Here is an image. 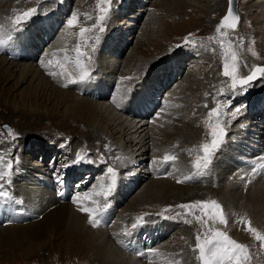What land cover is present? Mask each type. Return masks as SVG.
Returning <instances> with one entry per match:
<instances>
[{"label":"rangeland","instance_id":"rangeland-1","mask_svg":"<svg viewBox=\"0 0 264 264\" xmlns=\"http://www.w3.org/2000/svg\"><path fill=\"white\" fill-rule=\"evenodd\" d=\"M181 1L182 2L180 4H183L182 6H178L177 2L163 3L161 5V0H113L109 17L105 21L106 31L100 33L98 29H94L93 31L87 34V36L99 35L100 37L99 41L94 43L95 51H92L91 46L87 48H82L83 51L88 52L89 55H91L92 57L91 62L89 63L88 60L87 62L89 70H94L93 73L98 71L97 65L94 64L96 63L95 61H97L96 59L98 58L96 55L100 54L99 62H97L98 64L103 61L102 66H99V69L102 72L95 73L93 76H95L96 79L97 77L101 78L103 74L107 76V78L105 79L102 78L101 82H103V86L107 88L108 94L105 98H103L104 100L100 99L102 100L100 101L99 99H96L95 101H105L106 103H108L109 101H111L112 95H114L115 97V89L116 91H120L118 90V86H120L119 84L125 81V84H130V86L131 84H133V88L131 87L129 89L130 91L128 90L126 93L120 91L121 96L122 94H126L125 102L129 103L131 96L133 95V90L139 89L140 87H138L137 84L139 82H143L146 77L148 82L147 84L143 82L141 88L146 90L147 85L152 84L153 88L157 92H160H158L157 94L152 92V94L156 98L152 99L155 100V108H152V104H147V106L144 108L145 110L147 109L149 111L150 116L148 115V113L139 114V116L145 115V119L148 121L150 119L160 120L163 117V115L160 116V111L162 110L161 108H163L162 104L165 100H167V98H169L172 103H179L181 100L183 101L185 105H183V108L185 109V111L182 115L185 121H191L192 119L202 117V115L203 118L207 121L208 111L211 110V107L214 103H217L219 101L220 103L222 102V119L226 116L228 112L234 111L235 108H241V112L235 118H239V120L235 122L234 126L229 132L227 131V136L225 137L223 144L213 155V157L216 156V154H221L222 151L223 154L230 152L229 148L232 141L231 137L234 136V133L232 132L235 131L236 126L240 125V120L242 119L241 116L243 117L245 115H249L252 120H255L254 122L256 123L258 121V126L257 124L250 125V122L248 123V125L242 123V127L240 126L242 131H246V140H244V142L246 141L247 143H249L248 146L254 148V146L257 145V141H259L258 137L260 136V132L256 133V131L264 132V113L258 110H252V107L259 105L261 102L264 103V77H259L257 80L253 81L250 85L246 87V90L238 89L235 92L230 91V80L220 75L221 71H223L224 57H222L223 49L220 46L219 37L215 31L222 17L227 14L228 5L226 6V11L224 12V15H222V17L219 18L218 16H215V18H210V13L208 14L207 11L209 7L214 5L217 0ZM225 2L226 0H221L220 6L222 7L223 3ZM221 7H219L218 9H220ZM29 8H37V14L30 20H28L26 23H24L20 27V30H24L26 28H29L30 26L32 27L37 21L45 17H52L53 14H55V18L52 21L57 22V24H54V34L52 33L51 36L50 29L45 27L46 25H43V27L41 26V29L37 28L32 33L34 40L29 44L32 46L34 43L37 48L34 50L29 49L30 51L27 52V54L33 52L32 56L35 58H33V60L23 58L19 59L18 61H15L18 62V64L20 65H27L30 63H32L33 65L39 64V61H41L46 56V50L51 48L52 44L60 36L62 38L64 37L63 39L67 41L66 45L63 46L64 48L62 47V49H64L65 51H60L61 49H51V51L48 53L49 57L53 59V56H51V54L54 51L56 53L57 58L58 53L59 56L63 53V55H67L68 57H71V55L73 54L74 58L76 56L74 54V48L79 40V37L75 34L79 32V27L81 25H78L77 27H74L72 29H68L66 26L67 20L72 16L73 13H76L78 14L79 19L83 24L85 22L86 15H88L92 17V20H88L86 21V23L87 25H91L95 21L96 17L100 14L99 10L97 9V0H0V25H4V27H10V31H12V19H14L17 15H22L23 12L27 11ZM201 11L204 12V14ZM42 12L45 13L41 15ZM236 13L240 18L239 24L235 31L228 30V35L225 39L231 40L233 50L238 53V75L246 76L252 71L254 67H264V0H236ZM38 14H40V16H38ZM147 28H151V33L147 36L148 38L146 39L142 37V44L136 45L137 41L140 42L139 37L142 35V31L145 32ZM46 29L47 33L46 31L43 32ZM14 32L15 34H18L17 32L19 31H13V33ZM69 33H72V35H69ZM112 33H114V35ZM110 35H113V38ZM43 36L45 38L42 42H40L38 37ZM108 36H110L112 42L115 44H113L110 52L106 53L102 50L106 49L107 43L104 41L107 39L106 37ZM189 36L191 40L196 42V46L193 47L191 45H185V38ZM209 37H217V39L210 41ZM15 42L18 43L19 41H16L15 39ZM7 44L8 41H6V44L3 45ZM89 45H93V41L90 40ZM253 52L256 53L255 56L252 55ZM203 55H205L207 58H210L211 60L213 59L212 61L214 62V64H216V67L218 68L216 78L218 82L212 84L211 86L207 85L208 81L204 77V73L206 72V70L211 69L213 65H208V62L206 60H203ZM219 55L221 56L219 57ZM0 56V58L2 59H7V61L4 63H1L0 60V76L2 75V73L12 74V72L15 71L12 77H7V80L3 84H0V155L5 157V161H7L8 159H12L13 164L16 162L17 159L19 160V163L17 164L18 166L15 167L14 164L13 168V176L11 178L13 181V185L7 187L8 191L10 192V195L14 199L12 201L16 202V198L19 201L20 198L21 202H17V204L13 203L12 206L14 208L16 207V211H26V215L31 213V216H33L29 206H24L28 201L26 195L24 196V192L25 190H27V188L25 187V185L19 183L20 180L16 181V177H18L19 175H21L19 176V178L22 177L23 172L28 170L26 176H29L30 179H32L34 182H38L39 179L44 178L51 179V182L54 184H52L53 187L50 191L55 193L53 189L57 187V178L63 177L60 172L67 173L68 169L72 165L71 148L79 150V146L86 148L83 156H85L88 160H91L92 162H80L77 164H81L85 167H91L96 172L94 173V175H92L89 171L88 173L86 171H78V175L76 177L72 176V179H70V183L66 186L67 189L69 188L67 192V197L65 200H63L64 202H62L65 204H72L73 199L78 195L82 196L84 193H92L94 190H98L99 185L101 184L99 180V175L101 173L100 165L102 171L105 168L104 163L109 164V162H107L109 160H105V155L102 156L103 153L111 152L109 151L111 149H109L110 144L108 143V141L112 144L110 148H116V146H114L115 140L119 138H121V141L126 140V131H123L122 129V131L119 132V129L118 127H116V125L112 126V123H108L103 117L100 118V115H98L97 120L100 121V123H103V128L106 129V131L108 132V135H105L108 140L104 139L105 141H107L108 144L103 143V135H101L102 139L100 138L102 140V143H100V145L97 141L89 142V138L86 137L87 130L83 127L87 126V123L79 120V122L82 123V127L81 129H78V127L81 126L80 123H76L78 120H71V114H65V109L70 105L71 97L65 102H60L57 104L60 91L54 92L53 90L48 89V87L46 88L43 96V98L47 99L46 102H44L42 106L31 105L33 109L29 111L28 106L30 102H28L27 99L21 100L23 95L22 91L28 92L27 90H25L26 88H28V83H18L17 85H15L14 77H16V68H13V66L10 65L12 59H10L8 54L4 53V50H2ZM56 57L55 59H57ZM171 57L172 59H179L177 60V68L179 67L180 69H177L176 72H181L180 75L178 73L177 77H175V68H169V71L166 73L164 71L166 69V66L168 65L167 61L169 58L171 59ZM73 58L71 57V59ZM69 64L67 65V67L72 69V66H69ZM107 64L114 66V69L116 70L114 71L115 73L113 71H111L112 73H110L108 69L105 70V68L108 66ZM71 74L73 73L71 72ZM187 75H189V77H186ZM73 77H75L74 74ZM124 77H131L132 79H122ZM172 77H174L176 81L174 80V82L167 84L166 79L169 80ZM61 80L63 81V78L59 81ZM183 80L185 81L183 82ZM46 82L51 85L53 84L52 86L59 90L60 86H58V83H56V81H54L53 79H49V81L46 80ZM65 82L59 85H64ZM180 82L183 87L185 86V89H175V91H173L170 95H167L168 92L170 93ZM35 85L36 82L33 83V85L31 84L29 90H38L40 86L35 88ZM156 85L160 86L157 87ZM71 86L73 87L74 85L69 84L65 88L62 87V89L66 90V93L69 92L73 95H76V92L68 91V89H70L69 87ZM86 87L90 88L91 86H85L83 87V89ZM222 88L224 89V92L221 94L220 89ZM93 89L97 91V89ZM93 89L90 90L93 91ZM147 92H149V90ZM227 93L228 96H225ZM82 97L85 96L83 95ZM139 97V95L134 94V102L137 101ZM37 100L40 101L43 99L38 98ZM9 101H15V104L12 107H9ZM205 104L207 105V107L204 106ZM174 106V109H176L177 105ZM198 107L203 108L204 114H202L201 112V115H197L195 110H197L196 108ZM149 108H152L151 111L149 110ZM119 111L124 110L120 109ZM119 111L117 110V112L121 114V112ZM134 112L136 111L128 110L127 113L124 111L121 114L122 120L125 118L127 120L135 121V118L138 117L133 115ZM21 113L35 114L37 116L44 117L50 121L49 123H45L43 125L40 122L38 125L37 122H35V118L30 119L29 122L27 121V125H29V123L30 125L36 124V128L30 131L31 134L25 136V140H27L26 142L28 147H31L32 143L38 145H35L34 147H38V149L40 148L39 151L36 149L33 153H30L29 151V153H27L26 148L23 149L22 152L20 151V148L22 147L21 145H24L23 143H25V140L21 138L22 135L19 133L25 120L23 119L22 121V119L19 118L18 115ZM229 116L231 117V115ZM32 121L35 123H33ZM222 121L225 122L226 120L224 119ZM205 122L198 120L195 128H193V131L197 128L199 132H201V128L199 127L202 125V128L204 129L202 130L204 131V133L207 134V142H209L211 137L208 134L209 129L208 127H206L208 124ZM161 124L162 126L164 125V128H161L162 130H164L166 136L161 138L160 140H157L156 149L158 148V146L162 145L163 140L164 142H172L174 140L176 132L173 129L174 125H170L168 119L165 118L164 120H162ZM2 125L9 126V128L11 129V135H9V131L6 132L5 130L1 129ZM190 136L193 135L191 134ZM127 145L129 144L127 143ZM257 146L262 147V144L259 143V145ZM43 147H45L47 151L43 150ZM54 148L56 149L54 150ZM153 148H150L151 152H153ZM199 151L200 150H198V154L202 155V152ZM127 152H129V149ZM234 152L237 153V151L235 150ZM124 153L125 152H123V154ZM141 153L142 155L145 154L144 151H139L137 154V159L140 158L138 155H140ZM19 154L21 155L22 159H20ZM115 154L116 156H109V158L113 159L111 161L113 164H115L114 162L121 161L120 154H117V152H115ZM189 155V151H187L186 157H189ZM162 156L160 158L157 157L156 160L159 161ZM181 157L184 156L181 155ZM44 162H46L47 165L49 164L48 167L51 166V175L47 174L48 170H45L47 166L46 164H44ZM97 163H99L100 165ZM172 163L173 162L162 163L161 168H167L168 165H171L170 168H173ZM66 165L67 167H65ZM136 165L133 168L131 164H128L126 162L123 168H116L120 170L118 181L119 184L116 192L111 197H109V199L112 201L113 207H111L112 209L109 211V218L106 220V223L103 226L101 225L95 228L90 226L88 221H85L84 230L88 229L95 233L103 232L107 236L106 231L108 229L116 227V229L121 228L119 230L123 232V235H118H120V237H123L124 233L129 232V230L132 229L131 226L137 222L136 218L147 213L149 215L145 216V222L135 228V233H137L138 231L141 233V229L145 228V226L148 224V222H150V220H158V222L156 223L172 225L174 228L172 227L173 229H171L168 234H165L164 236L160 237L159 241L156 244L150 245V250H158L160 248H164L165 250H168L169 253H171L170 255L168 254L169 258H174V256H176H173V253H179V260L176 261V264H188V259L192 260L194 256L198 255V252L193 251V248L196 242V234H199L196 232L199 226H197V228L190 227L189 224L184 223V217L182 216L177 215V219L180 220V222L172 219V216L169 215H164L168 217L167 219H165L161 215H157L158 212H155L154 210L159 209V205H157L158 201H156V205L135 209V201L142 196L141 191L145 186L150 183L151 177H148L149 179L141 181L140 184L135 186L136 179L139 181L143 176H149L148 173L150 169L155 168L154 163H150L149 160L144 163V168H142L143 165L137 167ZM209 167L211 168V163L206 168L207 171L211 170L209 169ZM216 167L218 168V165ZM18 168L21 170V174ZM133 169H135V171H133ZM41 170L44 171L45 174H43ZM59 170L60 172H57ZM33 172L39 174V176H43L44 178H39V176L32 175ZM235 175L236 174L233 173L231 176H229V178H227V175L226 179L223 180V183L221 182L220 185L215 186V189H218L224 183L226 186L234 185V182L238 181V178H240L238 176L234 178ZM133 179L134 181H132ZM153 179L161 180V178L157 177V175L154 176ZM53 181H55L56 183ZM44 182H47V180H44ZM81 182H83L81 187L76 185L77 183L79 184ZM29 183L31 182L29 181ZM62 183H64V181H62ZM176 184L178 183H175V187H177L176 191L170 195L176 196L178 192H180L179 187L181 186H178ZM32 185L34 187H37V183H33ZM186 185L190 187V183L184 182V187H186ZM214 185H216V183H214ZM26 186L28 185L26 184ZM125 189L130 190L128 191L129 194L126 195V197H123L122 194ZM242 191H244L243 196L245 197L246 190L243 189ZM14 194H17V197H15ZM156 194L157 198H159V195H162L160 193ZM244 199H242L237 205H235V207L233 208L234 212H228L225 207L221 205L224 209V212H227L226 216L228 217V223L227 225H220V228L222 231L227 232L231 238L248 246V248L250 249V260L248 264H264V248L260 247V242L256 241L254 236L251 233L247 232L245 230L244 224L241 223V218L245 220L249 219V221H251V226L256 228L261 234H264V210L261 214L259 212L258 215H252L249 211V208L241 206L243 203H245ZM95 200H98L101 206L105 202L103 196H96ZM195 200L201 201L197 198L184 197L183 202L193 203L195 202ZM19 203L22 206H18ZM89 204L93 206L91 203ZM2 207L6 208L7 212L5 214L0 213V216L2 217V219H0V228L7 229L11 225L24 226L26 224L23 222H16L14 214H11L12 208L10 207V205H8L7 203H3ZM18 213L16 215L20 216L21 214ZM188 215V220H195V218L191 214ZM195 215H200V212L197 210ZM6 216H10V219H6ZM33 217L34 221H39V218H36V215H34ZM233 218L234 222L232 221ZM30 221L31 220L26 222ZM182 230L184 232H182ZM13 234L14 233L11 231L10 235L7 238L9 240L7 246H3L0 244V264H98L96 263V254L100 250V247L98 246V241L95 240L96 237L94 238L95 234L88 235L83 232V235L85 234V236L87 237L82 240L81 243L75 244L74 246L69 244L70 246L68 248L60 246V242L54 240L53 238L43 240V242L47 241L46 245L45 243L44 245L38 244V241L36 242V240L34 241V239H30L29 237H21V239L26 240H20L21 242H17V237ZM26 234L27 233H24V235ZM186 234H188V236ZM145 235L146 234H144L141 238L142 240H145ZM13 236L14 238H12ZM127 238H130V240H132V237L130 236H127ZM179 238L181 242L178 241ZM185 238L186 241H189V243H182ZM201 238H203L202 234ZM87 243H89V245ZM64 245H68V243L65 242ZM141 249H144L143 245L141 246ZM133 250L134 249L129 250L125 248L124 253H127L130 257H137L138 254L135 253L136 251L132 252ZM188 250H191L192 252L190 257H188ZM147 252V250H144V255H146ZM160 253H162V251H160ZM141 260L146 261V259ZM150 261L147 260V263Z\"/></svg>","mask_w":264,"mask_h":264},{"label":"bare ground","instance_id":"bare-ground-1","mask_svg":"<svg viewBox=\"0 0 264 264\" xmlns=\"http://www.w3.org/2000/svg\"><path fill=\"white\" fill-rule=\"evenodd\" d=\"M161 2H162L161 5L163 3H170V2L171 3L177 2L178 6L183 5V4H180L182 2L181 0H161ZM227 2H228V0H226V2L223 3V6L221 7L220 6L221 0H217L214 3V5L209 7V9L207 11L208 14L210 13L209 17L210 18H212V17L215 18V16L216 17L218 16L219 18L222 17V15H224V12L226 11ZM224 4H226V5H224ZM219 7H221V8L218 9ZM223 7H224V9H223ZM44 13L45 12H42L41 15H43ZM202 13L204 14V12H202ZM54 15L55 14H53L52 17L49 16L48 18H46V17L42 18L41 20L37 21L35 23V25H33L32 27L30 26L29 28H26L24 30H19V32H17L18 34H15V32L13 33V31H10V27L6 26V27H4L5 30L2 34V36H0V38L4 39V41H5L4 44H6V41H8L7 45L0 46V53L2 52V50H4V53L8 54L10 59H12V62L10 65H12L13 68L14 67L16 68V77H14L15 78V85H17L18 83L19 84L28 83V85H27L28 88L25 89L28 92L22 91L23 95H22L21 100L27 99L28 102H30L29 106H28L29 111H31L33 109V107L31 105L42 106V104L44 102H46L47 99L43 98V96H44V92H45L46 88L48 87V89H51L54 92L60 91L59 96H58L59 99L57 100V104L60 102H65L66 100H68L71 97L70 105L65 109V114H67V113L71 114V116H70L71 120L72 119L78 120L77 122L75 121L76 123L81 124V126L78 127V129H81V127H82V123L79 122V120L87 123V126H83V127L88 132V133L86 132V134H87L86 137L89 138V142L97 141V142H99V145H100V143H102L101 135H103V143H107V141H105L104 139H107L105 137V135H108V132L106 131V129L103 128V123H100V121L97 120L98 115H100V118L103 117L108 123H112V126L116 125V127H118V129H119V132H121L123 129V131H126V133H125V136L127 137L126 140L121 141V138L116 139L114 142V146H116V148L115 147L110 148V146L112 144L108 141V143L110 144L109 149H111L109 151H111V152H107V153L102 154V156L105 155L104 156L105 160H109L107 162H109V164H111L115 168H119V167L123 168L125 166L126 162L128 164H131L133 168L135 167L136 164H137L136 167L143 165L142 168H144L145 167L144 163L147 160H149L150 163H152L153 159H156L157 157L160 158L162 155L164 157V155L166 153L171 152L172 155H175L176 160L172 163L173 168H170V170H167V168H161L162 163H160V165H158L157 167L150 169V171L148 173L149 176H143L142 177L143 180L141 178L139 181L136 179L135 186L140 184L141 181L149 179L148 177H151L150 183L147 186H145L143 188V190L141 191L142 196L135 201L136 202L135 209L156 205L155 203H156V201H158L157 205H159V209L154 210L155 212L161 213V212H163V210L165 208L170 207L172 209V211L166 212V213H164V215L172 216V219H174L176 221H180L177 219V215L184 217V220H188V216H189L188 214L187 215L185 214L184 210L176 207L177 205H180V204H188L187 202H183L184 197L197 198L198 200H201V201L215 200L218 203H220V205H223L228 212L229 211L234 212L233 208L235 207V205H237L239 203V201H241L242 199L245 198L244 199L245 203H243L241 206H244L245 208H249V211L251 212L252 215L253 214L258 215L259 212H260V214L262 213V211L264 210V169L258 168V170L255 174H253L251 170L256 165L264 164V132L256 131V133L260 132V136L258 137L259 141H257L258 142L257 145H259V143H260V144H262V147L256 145V146H254V148H251V146H248L249 143H247L246 141L244 142V140H246V134H245L246 131H242L240 128L242 123H245L246 125H248L249 122H250V125L251 124H257V126H258L257 120H256L257 121V123H256V122H254L255 120H252L249 115H245L243 117L241 116L242 119L240 120V125L236 126L235 131L232 132V133H234V136L231 137L232 141H231V145L229 148L230 152L223 154V151H222L221 154H216V156H214L213 159L211 160V168L209 167V169H211V170H209V171H207V169L203 170V172H206L208 176L203 175L202 177H200L199 175L194 173L196 171V169L193 167V161H195V159L197 158L198 150H200L199 146L201 144L207 142V134L204 133V131H203L204 129L202 128V125L199 127V128H201V132H199V130L197 128L193 131V128H195L198 120L204 121V122L206 120L203 118V115H202V117L192 119L191 121H185V119L182 115L185 111V109L183 108V105H184L183 101L181 100L179 103H172V101L169 100V98H167V100H165L162 104L163 108H161L162 110L160 111V116L163 115V117L160 120H151L150 119L148 121L145 119L146 118L145 115L139 116V114H147V113L149 115V111L147 109L145 110L144 108L147 106V104H152V108H153L155 106V100H152V99L153 98L156 99V98L154 97L152 92H154L156 94L158 92H160V91L157 92L153 88L152 84H148L146 87V90L141 88L143 82L145 84H147V82H148L146 77H145V80L143 82H139L137 84L138 87H140V88L133 90V95L131 96L129 103L122 101V106L117 107L116 104L113 103L114 95H112L111 101H109V102L107 101L108 103H106L105 101H103V102H96L95 101L96 99L104 100L103 98H105L108 94L107 88L105 86H103V82H101L102 78L103 79L107 78V76L104 74L101 78L97 77V79H96V77H95L96 83L92 84V86L90 88L86 87L83 89L82 86H80V87L79 86L69 87L70 89H68V91L76 92V95H73L69 92L66 93L67 91L62 89V87H64V86L59 85V84L65 82L64 77L58 76L56 79H53V77L48 75V70L43 68L40 63L37 65H33L32 63L27 64V65H20V64H18V62H15V61H18L19 59H23V58H26L29 60H33V58H35L32 56L33 52L27 54V52L30 51L29 49L34 50L37 48L36 45H34V43L32 46L29 44L30 42H32L34 40L32 33L37 28L41 29L40 28L41 26L43 27V25H46L45 27L50 29V36H51L53 31H54L53 26L55 23L57 24V22L52 21L55 18ZM38 16H40V14H38ZM40 31H42V30H40ZM45 31L47 33V29L44 30L43 32H45ZM142 32H143L142 35L139 37L140 42L137 41L136 45L142 44V42H143V40L141 39L142 37H144L146 39L148 38L147 36L151 33V28H147L145 32L144 31H142ZM9 33H11V38H9ZM114 33H112V34L114 35ZM113 35L112 36L110 35V36L113 38ZM44 36H45V34H44ZM44 36L38 37L40 42H42L44 40V38H45ZM110 36L106 37L107 39L104 41L107 44H106V49L102 50L103 52L109 53L110 50L112 49L113 44H115L112 42ZM65 37H67V36H65ZM63 38L60 36L52 44L51 48L46 50L47 51L45 54L46 56L42 60L47 61V60L51 59L48 55V53L51 51V49H54V50L62 49V47L64 45H66L67 41L64 40ZM15 39H16V41H19V42L16 43ZM246 41H248V40H246ZM138 50H139V48H138ZM52 53H54V51ZM57 55H58V58L57 57L56 58L60 59L61 61L63 60V57L65 56V55H63V53L60 54V56H59V53ZM237 55H238V53H237ZM96 56L98 58L97 57H96L97 59L95 58L97 61H95L96 63H94V64L97 65L98 71H96L95 73H100L102 71L99 69V66H102L103 61L100 62V64H98L97 62H99L100 54H98ZM220 56L221 55H219V57ZM71 57L73 58V55H71ZM202 58H203V60H206L208 62V65H213V67L211 69L206 70V72L204 73V77L208 81L207 85L211 86L212 84L218 82L216 80L218 68L216 67V64H214V62L212 61L213 59L211 60L210 58H207L205 55H203ZM0 60H1V63H4L7 61V59H5V58L4 59L0 58ZM177 60H179V59L178 58L172 59V57H171V59L170 58L168 59V61H167L168 65L166 66V69L164 70L165 73L169 71V68L170 69L175 68V77L178 76V73L180 75L181 71L176 72L177 69H180L179 67L177 68V64H178ZM70 65L72 66V69L75 70L74 64L70 63L69 66ZM107 65L108 66L105 68V70L108 69L110 73H112L111 71H113V72L116 71L114 69L113 65H109V64H107ZM72 69L67 67V71L70 73L72 72ZM50 70L56 71V72L60 71V69L56 66L51 67ZM14 72L15 71H13L12 74L11 73H6V74L2 73V75L0 76V84H3L7 80V77L8 78L12 77L14 75ZM95 73H93V75ZM76 74H77V72H75V74H74L75 77H76ZM220 75H222V71H221ZM186 77H189V75H187ZM62 78H63V81L62 80L59 81ZM49 79L50 80L53 79L54 81H56V83H58V86H60L61 88L59 87V90H58L54 86H52L53 84L52 85L48 84L46 82V80L49 81ZM174 80H175L174 77L170 78L169 80L166 79L167 84L174 82ZM57 81H59V82H57ZM149 81H151V80H149ZM184 81L185 80H183V82ZM35 82H36L35 88L40 86L39 89L38 90L35 89L34 91H32V89L29 90L30 85L31 84L33 85V83H35ZM183 82H182V84H183ZM51 83H53V82H51ZM125 83L126 82L123 81L121 84H119L120 86H118L119 87L118 90L122 91L123 93H126L131 87L133 88V86H132L133 84H131V86H130V84H125ZM156 86L158 87L160 85H156ZM176 87H179V88H176ZM176 87L170 93L168 92L167 95H170L173 91H175V89H179V90H181L182 88L185 89V86L183 87V85H181V82ZM93 88L97 89V91H95ZM90 89H93V91H91ZM148 90H149V92H147ZM120 91H116V89L114 91V92H116L115 98L118 102L121 101ZM228 93L225 96H228ZM81 94H82V96L84 95L86 98L82 97ZM134 94L140 96L137 99V101H135V102H134ZM38 98L39 99L42 98L43 100L38 101L37 100ZM102 100H100V101H102ZM223 102H226V101H223ZM14 104H15V101H12V102L9 101L8 102L9 107L10 106L12 107ZM216 104L217 103H214L213 106L211 107V109L215 108ZM174 105H177L176 109H174V107H175ZM227 105H229V104H227ZM152 108H149V110L151 111ZM200 108L201 107H198V108H196L197 110H195L197 115H201L200 114L201 112H202V114H204L203 108H201V109ZM120 109H123L126 113L128 112V110L129 111L130 110L136 111V112H134L133 115L138 117V118H135L137 121L136 120L131 121V120H127L125 118L122 120L121 114L124 111H119ZM117 110L119 112H121V114H119L117 112ZM252 110H258V111H261L262 113H264V103L261 102L259 105L253 106ZM209 111H211V110H209ZM229 115H230V112H228L226 114V116L224 115L225 117H223V119L221 118V120H224V119L226 120L224 122V125H223L224 127L226 125V128H225L226 132L227 131L229 132L231 130V128L234 126L235 122L237 120H239V118L232 119V117H230ZM18 116H19V118L22 119V121H23V119H25L24 124L21 127V130L19 131V133L22 135L21 138L24 140L26 139L25 136H27L28 134H31L30 131H32L33 129L36 128L35 127L36 124L30 125V123H29V125H27V123L29 122L30 119L35 118V120H36L35 122H37L38 125H39V122L42 125L50 122L49 120H47L44 117L37 116V115L31 114V113H28V114L21 113ZM165 118L168 119V122L170 123V125H174L173 129L176 131L175 136H174V140L172 142H164V140H163L162 145L158 146V148L156 149L157 140H160L161 138L166 136L164 130H162V128H164L163 127L164 125L162 126V124H161L162 120H164ZM35 122H33V123H35ZM206 127H208V125ZM252 130H254V129H252ZM5 131L7 132V130H5ZM97 131H99V132H97ZM68 134H70V133H68ZM191 134L193 136H190ZM26 141L27 140H25V143H23L24 145L20 144L22 146L20 148L21 152L25 148H26L27 153H29V152L33 153V152H35L36 149L39 151L40 148L38 149V147H34L36 144L32 143L31 147H28ZM261 142H263V143H261ZM127 143L129 145H127ZM36 146H38V145H36ZM137 147H139V148H137ZM153 147H155V148H153ZM56 148H54V150ZM82 148L83 147H80V146H79V150L71 148V150H72V160H71L72 165L68 169L67 173L66 172L60 173L61 175H62V173L64 174V177H62V179H64L63 180L64 183H62V185H63L62 187H64V185L67 186L70 183V179H72V176L76 177L78 175L77 174L78 171L79 172H82V171L88 172L89 171V172H91L92 175H94V173L96 172L91 167H87V166L85 167V166H82L81 164L73 163V161H75L77 159L78 155H84L86 148H83V150H82ZM98 148H99V146H98ZM119 148H121V149H119ZM150 148H153L152 149L153 152H151ZM128 149H129V152H127ZM43 150L47 151V149L45 147H43ZM234 150L237 151V153H235ZM103 151H105V150H103ZM139 151H144L145 154L142 155V153H141L140 155H142V156L138 155L140 158L137 159V154ZM187 151H189V154H190L189 157H186ZM115 152H117V154H120V160L121 161L114 162L115 164H113L111 162L113 159L109 158V156H111V157L116 156ZM123 152H125V153L123 154ZM152 153H154V154H152ZM150 155H152V156H150ZM181 155L184 157H181ZM198 156H199V154H198ZM19 157H20V159H22L20 154H19ZM163 157H162V159H163ZM162 159H160V161H162ZM14 164H15V167L18 166L16 162ZM44 164H46V166H47V168L45 169V170H48L47 174L51 175V172H50L51 166L48 167L49 164L47 165L46 162H44ZM120 165H123V166H120ZM217 165H218V168L216 167ZM215 170H218V171H215ZM19 171L21 174L20 169H19ZM133 171H135V169H133ZM157 171L160 174L161 173L167 174V177H165V178L159 177V178H161V180H157L158 178L153 179L154 176L159 175V173H157ZM41 172H43V174H45L44 171L41 170ZM27 173H28V170L23 172L22 177L19 178V176H21V175L16 177V181L20 180L19 183L22 185H25V187L27 188V190H25V192H24V196L26 195L28 201L24 206L25 207L29 206L33 216L36 215V218L38 217L39 221H34V217L31 216V213L26 215V213H27L26 211H24L22 213H18V211H16V207L14 208L12 206L13 203H15V202L12 200L8 201L7 204L10 205V207L12 208L11 214H14L16 222L17 223L23 222L26 224L24 226L11 225L10 227L8 226L9 228H7V229L0 228V244L1 245L7 246V243L9 242V240L7 238L10 235L11 231L14 233L13 235H15L17 237V239H16L17 242H19L20 240L21 241L26 240V239H21V237H23V238L29 237L30 239H34V241L36 240V242L38 241L37 242L38 244L44 245V243H45V245H46L47 241L43 242V240L53 238L54 240L60 242V244H59L60 246H64L66 248H68L70 246L69 244L74 246L75 244L81 243V241L87 237V236H85V234H88V235L89 234H91V235L95 234L94 238L96 237L95 240L98 241V244H99V245L98 244H95V245H98L100 247V250L96 254L97 255L96 256L97 257L96 263H98V264H171V263L176 264V261L179 260V256H180L179 253H173V256L176 255L177 257L174 256V258H169V255L171 253H169V251L165 250L164 248H160L157 250L158 253H160V251H162V253H160L162 255H155L149 251L151 249L150 245L156 244L159 241L160 237L164 236L165 234H168V232L174 228L172 225H167V224H163V223H156V222H158V220H156V221L150 220V222H152V223L148 222V224L145 226V228L141 229V233L139 231L137 233H135L137 235H135V242L134 243H133V240H130V238H127V235H124L123 237H120V235H118V234L123 235V232L119 230L121 228L116 229V227H115V228L108 229L106 231V234L108 237L103 232L102 233L101 232L95 233V232H92L91 230H88V229L84 230V222L88 221L87 214L79 211L77 204H75L73 202H72V204H67V203L65 204V203H63L64 202L63 200L57 199L56 194L53 193L52 191H50V190H52L51 188L53 187L52 184H54L51 182V179L44 178L43 176H39V174H36L33 172L32 175L39 176V178H44V179H39L40 181L38 180V182H34L32 179H30L29 176L28 177L26 176ZM233 173L236 174L234 178H236V176L240 177V178L237 177L238 181L234 182L235 183L234 185L226 186L224 183L218 189H215V186L220 185L221 182L223 183V180L226 179L227 175H228L227 178H229V176H231ZM214 174H216V175H214ZM186 176L191 177V179H188L185 181L187 183H190V185H189L190 187H188V185H186V187H184V182L178 183L176 185L181 186V187H179L180 192H178V194L176 196L170 195L176 191L177 187H175V183L177 182V180L178 179L183 180L184 177H186ZM241 176H244V179H241ZM214 177H215V179H214ZM44 180H47V182H44ZM29 181L31 183H29ZM132 181H134V179ZM173 182H175V183H173ZM33 183H37V187H39V188L34 187L32 185ZM214 183H216V185H214ZM26 184L28 186H26ZM82 184H83V182H81L79 184L77 183L76 185L81 187ZM195 185H197V186H195ZM46 189H48V190H46ZM243 189L246 190L245 191V197L243 196L244 195L243 194L244 191H242ZM7 190H8V187H7ZM129 190L130 189H127V190L125 189L123 191L122 196L126 197V195L129 194V192H128ZM156 193H160L162 195L161 196L159 195L158 196L159 198H157ZM14 196L17 197V194H14ZM95 198H96V196H93V199H95ZM20 200H21L20 198H19V201L16 198V202H21ZM82 203L85 206L91 207V205L89 204V203H91V201H83ZM18 206H22V205L19 203ZM231 209H233V210H231ZM148 211H152V210H148ZM6 212H7L6 208H3L2 204H1L0 205V213L5 214ZM17 213L21 214V215L18 216V215H16ZM226 213H225V216L227 215ZM239 216H237V217H239ZM226 218L228 221L227 216H226ZM0 219H2L1 216H0ZM6 219H10V216H8V217L6 216ZM29 220H31V221L26 222ZM247 220H249V219H247ZM232 221L234 222V218L232 219ZM189 225L192 228H195V227L197 228V226H199V228L196 231L199 234H202L206 230L205 227H202L201 224L198 223L196 220L192 221V223ZM209 225L211 227H213L214 229L221 230V228H220L221 224H219L218 222L213 223L212 221H209ZM83 232H85L84 235H83ZM182 232H184V231L182 230ZM21 233H23V234H21ZM24 233H27V234L24 235ZM187 233H188V231H187ZM144 234H146L145 240H142L141 238L143 237ZM186 235L188 236V234H186ZM104 236L106 239L104 238ZM12 238H14V236ZM10 239H11V237H10ZM127 241H131L130 244H132V243L134 244V247H133L134 250L138 249V250H136V252H139V253H137L138 254L137 257H130L127 253H124L125 248L123 247V243L127 242ZM178 241H180V238L178 239ZM65 242L68 243V245H64ZM182 243H189V241H186V238H185L184 241H182ZM87 244L89 245V243H87ZM142 245L144 246V249H141ZM12 248H10V249H12ZM144 250L148 251L146 255H144ZM142 251H143V253H142ZM191 253H192L191 250H188V257L191 256ZM7 254H8V252H7ZM196 257H197V255L194 256L192 260L188 259L187 263L188 264H199V261L196 259ZM141 259H146V261H142ZM147 260H149V261L151 260V261L147 263Z\"/></svg>","mask_w":264,"mask_h":264},{"label":"snow or ice","instance_id":"snow-or-ice-1","mask_svg":"<svg viewBox=\"0 0 264 264\" xmlns=\"http://www.w3.org/2000/svg\"><path fill=\"white\" fill-rule=\"evenodd\" d=\"M113 0H97V9L99 10V15L96 17L95 21L91 25H87L86 21L92 20L91 16L86 15L85 22H82L79 19L78 14L73 13L72 16L67 20L66 26L68 29H72L81 25L79 27V32L76 33L79 37V42L75 45L74 51L76 56L73 59H70L67 55L63 57V60L55 59L56 53H52L53 59L47 61L41 60L40 64L43 68L48 70V75L56 79L58 76L64 77L67 80L63 86L67 87L68 84L82 83L88 79H91V73L88 70L87 65L85 64L83 57H87L88 62H91V55L88 52L83 51L82 48L92 47V51H95L94 43L98 42L100 37L97 36H87V34L94 29H98L100 33L106 31L105 21L109 17L111 11V5ZM232 0H229V8L227 14L224 15L217 25L215 31L219 37V43L223 49L222 55L224 57L223 62V71L222 75L230 80L229 90L237 91L246 90V87L250 85L253 81L257 80L259 77H264V67H254L250 74L246 76L238 75V56L236 51L233 50V45L231 40H226L225 38L228 35V30L235 31L239 24V16L234 13L232 7ZM37 8H29L27 11L23 12L22 15L15 16L11 21L12 31H19L20 27L34 17L37 14ZM5 28L4 25H0V36H2ZM72 35V33H69ZM9 38H11V33H9ZM217 37H209V40H216ZM93 41V45H89V41ZM5 43L3 38H0V46H3ZM185 45L196 46V42L190 39L189 37L185 38ZM179 47V45H178ZM60 51H65L61 49ZM252 55H256L255 52ZM69 63L74 64L75 70L78 73L77 77H73L70 72L67 71V65ZM56 66L60 69L59 72L51 71V67ZM122 79L128 80L132 79L131 77H124ZM130 91V90H129ZM221 94L224 92V89H220ZM207 95V94H206ZM126 99V94H122L121 101L118 102L116 98H113V103L117 107L122 106V101ZM207 107V105H204ZM221 107L222 104L218 101L216 107L211 109L208 112V120L206 123L209 128V136L211 137L209 142L201 144L200 151L202 155L197 156L195 161H193V167L196 169V174H202L203 170L206 169L211 163L212 157L215 152L223 144L227 132L225 130L224 121L221 120ZM241 112V108H235L234 111L230 112L232 119H235L236 116ZM9 135H11V130L9 129ZM15 138V137H14ZM122 159V158H121ZM176 160L175 155L165 154L162 161L153 159L152 163H169ZM88 162L91 163V160H88L83 155H78L77 159L73 163ZM16 163H19V160H16ZM67 167V165L65 166ZM13 160L8 159L5 161V157L0 155V203H7L13 198L7 190V186L11 185L12 176H13ZM264 169V164L256 165L252 168V173L255 174L257 170ZM107 173L109 174V182L107 184L101 183L98 190H94L92 193H84L82 196H77L73 199V203L77 204L78 210L82 213H86L88 216V223L92 227H99L101 224V217L103 212L110 207V204L107 202L109 197L116 187L117 180V171L112 168H107ZM171 174V173H170ZM58 182L62 183V177H58ZM191 179V177H184L183 180H177V183H183L186 180ZM241 179H244L241 176ZM250 182V181H249ZM93 196H103L105 203L103 206L100 205L98 200L93 199ZM83 201H91L93 206H85ZM179 209L184 210L185 214H191L195 220L201 224L202 227H205V231L201 234H197L195 237V246L193 251L198 252L196 259L199 261V264H248L250 260V252L247 245L236 241L231 238L227 232L214 229L209 225V221L213 223L218 222L221 225H227L228 221L224 213L223 207L215 200L210 201H195L188 204H180L176 206ZM200 212V215H195L196 211ZM172 209L165 208L163 212L157 213V215L164 216V213L170 212ZM149 214L145 213L142 216L136 218V223L132 225L133 228H136L142 225L145 222V216ZM167 219V216H164ZM184 223L191 224V220H184ZM241 223L244 224L245 230L251 233L255 240L260 242V247L264 248V234H261L256 228L251 226V221L241 218ZM124 235H130V233L125 232ZM155 255H162L157 252V250H150Z\"/></svg>","mask_w":264,"mask_h":264},{"label":"water","instance_id":"water-1","mask_svg":"<svg viewBox=\"0 0 264 264\" xmlns=\"http://www.w3.org/2000/svg\"><path fill=\"white\" fill-rule=\"evenodd\" d=\"M227 5H228V7H227V11H228V8H229V1H228ZM231 7H232L234 13L237 14V13H236V0H232ZM256 67H257V66H256ZM249 74H250V73H249ZM1 129H2V130H7V132H8V130H9L10 128H9V126H7V125H2V126H1ZM10 130H11V129H10Z\"/></svg>","mask_w":264,"mask_h":264}]
</instances>
